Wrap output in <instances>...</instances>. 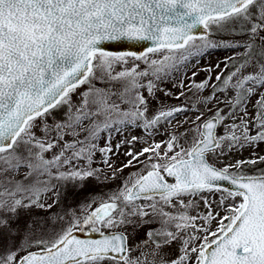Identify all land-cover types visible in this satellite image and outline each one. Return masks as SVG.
<instances>
[{"label":"snow or ice","instance_id":"6c2138e0","mask_svg":"<svg viewBox=\"0 0 264 264\" xmlns=\"http://www.w3.org/2000/svg\"><path fill=\"white\" fill-rule=\"evenodd\" d=\"M236 26L248 35L245 43L210 39L213 29ZM123 40L150 46L143 54H117L105 47ZM220 47L244 48L238 65L235 57L224 62L227 68L232 60L234 71L218 73L216 83H210L211 68L199 83L193 72L187 87L196 90L197 99L191 107L165 106L148 115L144 91L148 96L164 91L158 82ZM173 86L181 89L176 99L185 96L183 80ZM207 88L211 95L200 97ZM218 91L233 95L218 100ZM253 96L255 114L250 115ZM213 100L228 105V111L217 107L205 119L197 105ZM61 109L63 119H56ZM187 111L198 114L184 132L174 131L139 152L127 151L131 159L119 168L110 163L125 143L141 140H129L125 132L142 128L151 136L161 123L172 125ZM184 123L189 121L177 128ZM221 125L223 135L217 131ZM115 135L124 139L114 152ZM260 142L264 0H0V264H264V170L248 174L244 169L264 162V156L222 166L209 161L226 155L225 149ZM97 152L111 169L105 180L117 179L125 168L143 167L106 199L89 201L79 214L70 211L71 218L58 228L54 225L65 221L62 215H30L60 203L61 188L101 179L103 169L92 167ZM217 192L223 216L205 195ZM200 201L207 212L193 215ZM22 215L28 217L23 226ZM156 222L160 227L146 233L150 246L129 244L130 226ZM77 233L101 238L81 239ZM176 241L180 249L173 257L165 249Z\"/></svg>","mask_w":264,"mask_h":264},{"label":"rangeland","instance_id":"374dc122","mask_svg":"<svg viewBox=\"0 0 264 264\" xmlns=\"http://www.w3.org/2000/svg\"><path fill=\"white\" fill-rule=\"evenodd\" d=\"M239 26H236L234 30H228L219 32L215 29L212 30V33L210 35V39L214 41H229V42H237L240 44L245 43L248 40V35H242ZM262 42L257 38L256 45L257 50L259 49V45ZM244 52L243 47H237V48H215L208 50L204 55L193 58V60L190 62L189 66L182 67L180 71L174 72L173 77L167 79L164 82H158L159 89H163L164 91L157 90L155 92L154 96H148L147 92L144 91V95L148 97V107L149 112L148 115L151 116L158 112L161 108L167 106V107H174V106H180L185 105L187 107H191V102L195 99H197V96L194 95L195 89H192L191 91L187 87L188 85L193 83L192 80V73L196 72L197 75L195 76L194 80L196 83H199L209 75L207 69L211 68V76L212 80L210 83H216L215 76L218 73L223 72L224 76H227L232 71H234L233 67V61L228 60V67L225 68V61L228 57H235V64H239L244 57L241 55ZM219 64L220 67L217 68L216 65ZM143 67V65H142ZM251 71V69H248ZM183 80V83L185 84V88L183 89L185 96L181 97L180 99H176V96L179 94L181 89L174 87L173 84H179L180 81ZM99 86V85H98ZM165 91L171 93V95H165ZM212 88H207L203 92H200L198 95L200 97H207L211 95ZM233 95L231 91H229L227 94L222 92H217L218 100L228 99ZM256 96H253L248 104V111L250 115L255 114V108L253 105L256 101ZM74 102L78 100V97H73ZM218 100H213L211 103H209L207 106L204 104H198L197 107L204 113V118L206 119L209 116H212L214 112L216 111V108H222L225 112L228 111V105L224 103H219ZM211 108L212 111L209 112L208 109ZM63 112L64 109H61L59 112L55 113L56 119H63ZM198 113L195 111H187L182 114H177L176 119L172 122V125H168L166 123H161L159 127L154 131L153 135L149 136L145 133V131L142 128H131L129 131L124 133V136L127 137L129 140L132 136L140 137L141 140L133 143L131 146H129L127 143H125L119 150L118 153H115L111 156L110 163H112L116 168L121 167L123 164L127 163L131 157H128L125 155V153L129 150L133 152H139L143 147H147L149 143H161L163 141H166L169 138V134L178 131L180 133L184 132L186 129H188L191 126V121H193ZM185 119L189 121V123H184L182 127L177 128V125L183 122ZM48 122L52 123V117L48 118ZM231 121H225V123H230ZM238 122V121H237ZM218 134L223 135L224 133V127L221 125L218 128ZM191 136V133H189V138ZM66 139L70 140L71 137H66ZM124 137L120 135H115L114 139L112 140L113 149L115 152V145L120 142ZM143 141H147V143H144ZM183 142V140L181 141ZM104 139L99 140V146H104ZM226 155L220 157L219 159H216L214 157H209V161L211 163H215L217 166H222L224 164L228 163H235L237 160H258L259 157L264 156V142H260L253 145H246L243 148H237L233 149L232 151H227L225 149ZM144 157H141V160H143ZM264 162H259L255 165H244L252 167L256 169L260 165H262ZM81 166H84V162H80ZM93 168L103 169V172L100 173L101 179H88L84 182V184L80 187H74L73 185L69 184L66 188H61V197H60V203L56 204L50 211L45 212L41 209H33L30 213L33 217L38 218H48L51 216H54L55 214H59L65 217V221H57L54 225L55 227H59L61 223H65L68 219H70V211H75L79 214L81 207L86 205L89 201H92L93 199L96 200L97 203H99L101 198H107V195L111 194L112 191L117 189L123 179L129 175V173L136 172L137 168H142L143 165H137V167H131V168H125L122 173H117L118 178L115 180L107 179L105 180L103 177L105 174L111 175V169L107 168L102 163L101 154L99 152L96 153V156L94 157V162L92 164ZM260 168V167H259ZM264 170L263 168H261ZM260 169V170H261ZM208 196L209 201L213 202V208L216 212L219 213L220 216L226 215L223 208L219 207V201L221 197V193L217 192L215 194H205ZM49 196L51 194L49 193ZM199 199V198H197ZM47 203H52V199H48L46 201ZM226 204H231V200L225 201ZM95 206V205H94ZM199 211L201 214H204L207 212V209L204 207L203 202L200 201L199 208L192 210V214L195 215L196 212ZM28 217L26 215H22V218L20 220L21 226H23L25 220ZM198 223H202L201 221H198ZM227 223V222H225ZM52 221L49 220V227H52ZM160 227V224L158 222L144 225L142 227H136L133 229V227H129L127 229V234L129 237V244L133 247L136 245H145L146 243L150 246V241L148 240V237L146 235L147 231L151 229H155ZM213 229H215L216 224L213 222L212 224ZM180 249V242L176 241L170 249L166 248L165 251H170L172 256L175 257L179 254Z\"/></svg>","mask_w":264,"mask_h":264},{"label":"water","instance_id":"95a60500","mask_svg":"<svg viewBox=\"0 0 264 264\" xmlns=\"http://www.w3.org/2000/svg\"><path fill=\"white\" fill-rule=\"evenodd\" d=\"M148 46L150 45L147 43H135V42L127 41V40L112 42V43L105 45L108 51L117 53V54L124 53V52H134L138 54H143L146 51ZM77 235L81 239H88V238L100 239L101 238L99 233H93L91 234V236H89V234L87 233H84V234L77 233Z\"/></svg>","mask_w":264,"mask_h":264},{"label":"trees","instance_id":"16d2710c","mask_svg":"<svg viewBox=\"0 0 264 264\" xmlns=\"http://www.w3.org/2000/svg\"><path fill=\"white\" fill-rule=\"evenodd\" d=\"M239 33L241 32L242 35H245L246 33L242 32L241 30L238 31ZM264 163L262 165H260L259 167H257L256 169L249 167V166H245L244 169L248 174H258L261 170V168H263ZM261 169V170H260Z\"/></svg>","mask_w":264,"mask_h":264}]
</instances>
